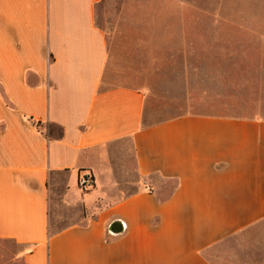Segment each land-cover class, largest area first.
Returning a JSON list of instances; mask_svg holds the SVG:
<instances>
[{
	"label": "crops",
	"instance_id": "obj_1",
	"mask_svg": "<svg viewBox=\"0 0 264 264\" xmlns=\"http://www.w3.org/2000/svg\"><path fill=\"white\" fill-rule=\"evenodd\" d=\"M103 2L0 0V264H213L264 225V98L152 120Z\"/></svg>",
	"mask_w": 264,
	"mask_h": 264
},
{
	"label": "rangeland",
	"instance_id": "obj_2",
	"mask_svg": "<svg viewBox=\"0 0 264 264\" xmlns=\"http://www.w3.org/2000/svg\"><path fill=\"white\" fill-rule=\"evenodd\" d=\"M96 13L105 31L112 22L127 30L134 61L148 73L152 120L212 109L237 114L254 106L255 93L264 98V87L253 85L264 80V0H104ZM207 257L213 264H264V225Z\"/></svg>",
	"mask_w": 264,
	"mask_h": 264
},
{
	"label": "water",
	"instance_id": "obj_3",
	"mask_svg": "<svg viewBox=\"0 0 264 264\" xmlns=\"http://www.w3.org/2000/svg\"><path fill=\"white\" fill-rule=\"evenodd\" d=\"M108 233L113 235V236H117L119 234H121L124 230L123 224L120 221H115L112 222L109 226H108Z\"/></svg>",
	"mask_w": 264,
	"mask_h": 264
},
{
	"label": "built area",
	"instance_id": "obj_4",
	"mask_svg": "<svg viewBox=\"0 0 264 264\" xmlns=\"http://www.w3.org/2000/svg\"><path fill=\"white\" fill-rule=\"evenodd\" d=\"M79 184L83 188H85V187L91 188L93 186V179H92L91 175L89 173H86L83 176H81V178L79 180Z\"/></svg>",
	"mask_w": 264,
	"mask_h": 264
},
{
	"label": "trees",
	"instance_id": "obj_5",
	"mask_svg": "<svg viewBox=\"0 0 264 264\" xmlns=\"http://www.w3.org/2000/svg\"><path fill=\"white\" fill-rule=\"evenodd\" d=\"M149 188V187H148ZM149 191H151V189H148Z\"/></svg>",
	"mask_w": 264,
	"mask_h": 264
}]
</instances>
